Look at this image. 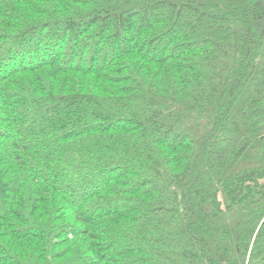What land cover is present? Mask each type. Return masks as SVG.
I'll return each instance as SVG.
<instances>
[{
    "label": "trees",
    "instance_id": "trees-1",
    "mask_svg": "<svg viewBox=\"0 0 264 264\" xmlns=\"http://www.w3.org/2000/svg\"><path fill=\"white\" fill-rule=\"evenodd\" d=\"M0 264H264V0H0Z\"/></svg>",
    "mask_w": 264,
    "mask_h": 264
},
{
    "label": "rangeland",
    "instance_id": "rangeland-1",
    "mask_svg": "<svg viewBox=\"0 0 264 264\" xmlns=\"http://www.w3.org/2000/svg\"><path fill=\"white\" fill-rule=\"evenodd\" d=\"M100 55H102V54H101V50H100Z\"/></svg>",
    "mask_w": 264,
    "mask_h": 264
}]
</instances>
